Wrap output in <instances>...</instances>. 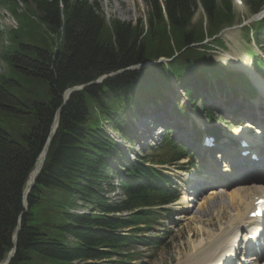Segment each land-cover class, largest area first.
Returning <instances> with one entry per match:
<instances>
[{"label":"trees","instance_id":"obj_1","mask_svg":"<svg viewBox=\"0 0 264 264\" xmlns=\"http://www.w3.org/2000/svg\"><path fill=\"white\" fill-rule=\"evenodd\" d=\"M142 1L148 5L145 18L107 22L98 4L88 0H4L20 24L27 14L36 15L37 22H32L30 34L24 24L10 30L14 47L5 50L2 59L24 79L44 81L41 84L49 91L36 87L42 94L38 98L0 72V261L12 247L19 216L15 253L8 264H129L140 257L137 245L160 244L157 238L143 235L156 221V212L138 208L175 199L170 182L145 166L143 159H120L116 144L100 130V120L126 137L118 113L131 103L139 108L160 98L170 88L164 64L127 70L146 60L179 52L168 66L188 95L195 89L193 74L198 78L209 71L222 73L205 51L189 45L200 42L205 30L211 35L229 23L231 8L228 0H198L206 16L204 26L200 19L192 22L196 0H162V5L160 0ZM18 2L24 4L22 11ZM122 69L71 93L62 105L60 95L68 87ZM239 80L244 81L238 76L237 85ZM61 105L58 127L24 210L23 186ZM159 154L169 158H151V162H170L184 155L169 138L153 155ZM110 173L121 182L124 198L119 202L102 196V183ZM79 206L89 213L71 211ZM135 209L127 216L111 215Z\"/></svg>","mask_w":264,"mask_h":264},{"label":"rangeland","instance_id":"obj_2","mask_svg":"<svg viewBox=\"0 0 264 264\" xmlns=\"http://www.w3.org/2000/svg\"><path fill=\"white\" fill-rule=\"evenodd\" d=\"M88 1L96 2L100 7L103 15H107L108 17L115 18L116 20H120V21L135 22L138 18L143 19L145 18L146 12L148 10L147 7L148 5H146L145 2L142 0H88ZM221 1L222 0H217L218 3H220ZM160 2L162 5V0H160ZM234 10L236 12L237 18L240 20L243 19L244 20L243 22H245L250 17L246 4L241 9H238L237 7L234 6ZM199 18H202V16L198 10L195 12V16H193L192 22H197ZM242 32L243 31L240 30L239 26L234 27L230 30H226L224 33V39L227 41L230 49L228 47L226 51L221 49L214 50L210 52L211 54L209 53L210 54L209 56L218 63L225 66L226 68L229 67L238 68L237 64H235L234 58L238 64L246 65V63H248L247 70L248 72L252 73L251 71L252 69L249 65L250 60H248L244 54V52L250 45H246L242 41L241 39ZM5 39L6 38L0 39V52L2 51V48H4L5 46ZM7 43L8 42H6V44ZM226 54L233 56V58L228 57ZM235 54H238L239 56H236ZM1 60L2 59L0 58V64L2 62ZM229 62H231V65H227V63ZM0 70H2L1 72H4L6 68L3 70V68L0 67ZM9 76L15 82H18L21 85H23L25 90L34 93V95L38 94V90H36V87L39 86H45V92L49 91L48 86L42 85L38 81V79H30L28 77H26L27 79H24L25 77L23 75L19 73H13L12 71H9ZM11 89L13 91L15 89V86L11 87L10 90ZM16 94L20 96L21 94L20 89L16 91ZM40 94H38L39 95L38 98L42 95ZM206 96L211 98H213L214 96L217 97V98H213L214 100L206 97L207 103L214 102V104H218V103L220 104L221 101L223 100L222 97H219L217 94L212 92L206 94ZM181 100H183V96L181 90L177 88V94L174 97L170 96V100L161 104L156 109V112L163 107L166 106L171 107L173 103ZM214 109H216V107H214ZM227 112L232 113L230 112V109H228ZM216 113L218 117V120L216 121V125L220 131V141L226 143L227 141H229V138L227 140L226 137L229 136L228 135L229 133H234L236 131V127L237 125H239V123L236 120L237 117L233 116L232 114H228L227 116H224L225 112L223 114L221 112H216ZM221 118L223 119L222 121L220 120ZM144 121L145 123L149 121L148 116L144 118ZM177 123L179 124L180 122L178 121ZM133 131L145 133V131H142V129H137L136 126L134 127ZM107 133L110 134L108 130ZM181 134H183V132L180 133L177 132L176 130L174 136L177 135V137L180 139ZM139 141L140 139L137 138L136 144L133 145L136 152L144 151L146 148L144 145L138 144L137 142ZM183 142L185 144H190L189 142H185L184 140ZM195 145L193 148L194 155L192 154L187 159V161H182V163H184L183 166L185 168V171H177L175 167H169L168 170V173L172 175L174 178H176V181H180V183H182V184H178L180 198L178 199L177 202H175L171 206L172 210L174 211V214L172 215V217L167 219L165 223H163L160 226H153L149 230V232H147L148 235L162 237L163 245L158 247L157 249L139 247V249L137 250L141 252L142 257L140 260H137L132 264H187V261L190 262V264H193L194 260L191 257L196 254L195 251L198 249L197 247L199 245L204 246V243L207 241V234L216 233L220 227L226 226L225 224L226 218H221L222 211L220 212L221 208L219 207L218 204L219 198L216 197L215 201L214 199L212 200L210 199V197L212 196L210 195V190H212V188H214L215 186H211V185L209 186V183H205L204 189L203 190L200 189V195H198L199 199L196 202H192V201L188 202L189 195L188 193H185V189L187 188V181L190 178L194 179L198 177L199 173L204 171L203 168L204 163L207 162V159L205 157L204 158L201 156L197 157L198 152L195 149ZM123 150L128 151V143L126 141L124 142ZM127 155L129 156L130 154ZM212 160L214 161V164L217 162L214 159ZM221 166L224 167L223 164L218 163L217 167L215 166L216 170L221 168ZM31 172L32 170L27 175V181L29 176L31 175ZM221 179L224 180V178ZM236 181H239L238 178H235L234 182L231 183V185L228 186V188L227 186L224 187V191H226L225 190L226 188L227 190H229L231 187L238 185V182ZM258 183H262V182H258ZM189 189L190 191L192 190L191 188ZM216 190L219 193L224 192L223 189L222 191L221 189H216ZM219 193H216L215 196H217ZM25 200L26 198L24 199V196L22 195L23 206L25 205L26 202ZM210 200L212 201L211 204H210L211 202ZM205 206L210 207V209L205 208ZM228 211H230L229 208ZM200 227L203 229L204 231L203 233L201 232L202 230L200 232L198 231ZM251 264H264V261L252 262Z\"/></svg>","mask_w":264,"mask_h":264},{"label":"bare ground","instance_id":"obj_3","mask_svg":"<svg viewBox=\"0 0 264 264\" xmlns=\"http://www.w3.org/2000/svg\"><path fill=\"white\" fill-rule=\"evenodd\" d=\"M257 84L260 87L263 86L260 81L257 82ZM232 105H237V103H233ZM238 138H240V136H238ZM250 142L255 143L253 140ZM231 154L234 155L233 152H231ZM218 157H220V154H217L214 158ZM230 160L231 166L225 165L222 172L224 174H232L233 171L237 170L234 172L236 173L234 176L240 177L239 180H242L245 184L234 186L226 191L223 190L224 192L219 193L217 196H215V190L210 191L214 201L216 197L219 198L218 204L221 208L220 212L222 211L221 218H226V226L220 227L216 233L207 234V241L204 243V246L199 245L197 247L198 249L195 251L196 254L191 257L194 260L193 264H224V262L228 261V248L231 240L237 237L240 231L245 232L244 235H246V228H248L251 224L257 223L256 220L249 219L246 214L253 203L254 197L258 194H264V186L254 184L252 180L256 177L253 175H249V173L248 175H243L242 171L251 170L254 167L247 166L242 162L243 159H241V163L237 164L234 156L231 157ZM211 163L213 164L212 160ZM230 184L231 182L228 180L226 182H222L218 186H221L222 188V186L225 187ZM223 197L227 198L228 202H224ZM191 199L192 197L190 195L188 200L191 201ZM228 207L231 209V212L227 211ZM198 231H201L202 233L204 232L201 227ZM263 258L264 254L261 256V259ZM187 264H190V262L187 261Z\"/></svg>","mask_w":264,"mask_h":264},{"label":"water","instance_id":"obj_4","mask_svg":"<svg viewBox=\"0 0 264 264\" xmlns=\"http://www.w3.org/2000/svg\"><path fill=\"white\" fill-rule=\"evenodd\" d=\"M115 73H117V72L111 73V74H109L107 76H103L102 78H105V77L114 75ZM82 87H84V85H81L79 87L76 86V87L67 89L63 93V96H62V98H63V104H64V102H66L69 94L72 91H74L76 89H79V88H82ZM60 110H61V107H59L57 109V111L55 112L54 121L52 122V124H51V126L49 128V131H48L47 137L45 139V142L43 144L42 150H41V152H40V154H39V156H38V158H37V160L35 162V166H34L32 172H31V175L29 176V179L26 182V185L24 187L23 194H22L24 196V199L26 198L27 193L30 190V188L33 186L34 180H35L36 176L38 175V173H39V171L41 169V166H42L43 161L45 159V155H46V152L48 150V146L50 144L51 138H52V136L54 134V131L56 129V126L58 124V116H59ZM19 229H20V216L18 217L17 226H16V229H15V232H14V238H15V240L13 241V248L10 251V253L7 255V257L4 259V261L2 263H0V264H7L9 262V260L11 259L12 255H13V253L15 251L17 233H18Z\"/></svg>","mask_w":264,"mask_h":264}]
</instances>
